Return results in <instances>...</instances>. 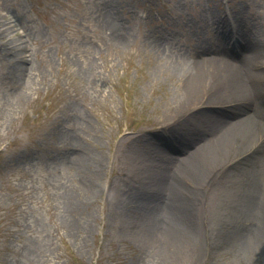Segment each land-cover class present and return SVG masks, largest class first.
Returning <instances> with one entry per match:
<instances>
[{
	"label": "rangeland",
	"instance_id": "obj_1",
	"mask_svg": "<svg viewBox=\"0 0 264 264\" xmlns=\"http://www.w3.org/2000/svg\"><path fill=\"white\" fill-rule=\"evenodd\" d=\"M104 7L131 36L124 44L108 42ZM248 8L259 18L235 40L247 41L238 50L247 58L264 49V0H0L10 25L0 35V264H254L232 243L249 224L235 209L246 193L233 146L181 162L205 174L191 188L194 213L180 246L134 228L133 203L124 199H151L143 193L156 191L154 183L141 175L193 151L196 144H186L197 134L195 118L217 107L178 108L177 76L156 66L166 56L143 40L165 32L168 52L197 45L229 60L236 53L216 30L238 25ZM187 19L204 23L199 34ZM16 44L23 45L21 74L4 50ZM79 152L88 162L70 174L63 159ZM188 178L176 180L188 188Z\"/></svg>",
	"mask_w": 264,
	"mask_h": 264
},
{
	"label": "bare ground",
	"instance_id": "obj_2",
	"mask_svg": "<svg viewBox=\"0 0 264 264\" xmlns=\"http://www.w3.org/2000/svg\"><path fill=\"white\" fill-rule=\"evenodd\" d=\"M114 12L109 8H106V12L100 11L101 25L107 33L108 42L124 44L131 36L129 37L126 30H122ZM239 18L236 28H222L216 32L217 37L236 38L239 35H247L245 26L256 22L259 16L248 8ZM196 19L182 22L188 29L199 34L204 23ZM179 20L181 21V18ZM8 22L9 20L0 15V35L3 31L10 30ZM143 41L146 45L161 51L157 57L161 58L165 54L166 61L158 64L160 59H156V66L171 70L177 76L179 86L182 87V98L178 102V108L195 106L193 111L195 113L197 108L204 104L212 106L216 104L217 107H214L215 113H203L201 117H194L196 124H199L198 131L191 143L186 144V148L190 144H196L197 147L193 151L188 153L183 147H178L180 148L178 151L183 150L188 154L180 158L181 161L177 165L171 167L169 162L164 163L163 166L158 167L159 169L155 167L157 171L153 170V172H150L149 167L141 175L140 180L143 183H154L152 189L156 191L152 190L150 195L147 194L148 189L142 192L146 198L151 199L145 202L142 197L130 199L131 196H124L127 202L133 203L130 212L131 225L137 230L140 229L142 234L147 233L146 238L152 242L161 243L163 238H167L173 245L180 246L185 237L184 233L191 227L190 222L194 213L192 200L196 193L191 188L196 189V179L205 174L204 170L195 169L194 166L182 167L181 162L187 163L194 156L198 157H195L197 161L203 155L211 159L216 157V152L233 146L239 159L244 161L241 164L238 162L235 173L244 182L246 193L242 204L235 209L242 215L241 220H249V224L246 225L247 228H242V231L238 232L232 243L236 246V251L239 252L240 249V253L246 259L253 260L254 264L264 263V54L262 53L264 49L256 48L259 50L257 53L259 55L256 57L247 58L242 55L226 60L224 57L212 54L211 51L205 52V49L202 50L203 47L197 45L187 46V51L183 53L177 52L178 50L168 52L171 45L165 32L147 36ZM22 48L23 45L19 44L4 47L5 52L9 53L8 57L13 68L19 70L20 74L26 69L25 62H22L25 60ZM24 84L22 80L21 85ZM180 142L183 144L186 140ZM209 153L213 154L209 156ZM223 159L217 158L213 163L223 162ZM85 160L87 163L86 155H81L79 152L63 159L62 166L70 174L74 172L78 175L83 172L81 165ZM148 162L149 160L145 161L146 165L149 164ZM89 166H92L89 170L90 174L97 175L100 169L97 163L93 165L90 163ZM182 175L185 178L189 177L188 188L187 183L181 185L180 181L176 180L177 177L181 179ZM130 195L136 196V194ZM71 197L67 194L66 201H69L71 207H78L79 200L75 197L71 201ZM240 225L239 223L236 227L239 228ZM237 228L234 230H238Z\"/></svg>",
	"mask_w": 264,
	"mask_h": 264
}]
</instances>
